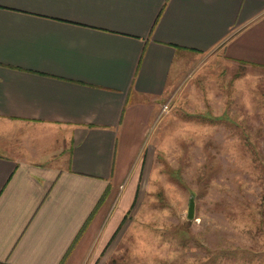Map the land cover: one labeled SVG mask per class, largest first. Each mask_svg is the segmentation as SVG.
<instances>
[{"label": "crops", "instance_id": "crops-1", "mask_svg": "<svg viewBox=\"0 0 264 264\" xmlns=\"http://www.w3.org/2000/svg\"><path fill=\"white\" fill-rule=\"evenodd\" d=\"M216 50L264 69V0H0V121L69 147L59 168L0 140V264H100L136 188L123 122L157 113L178 56Z\"/></svg>", "mask_w": 264, "mask_h": 264}, {"label": "rangeland", "instance_id": "rangeland-1", "mask_svg": "<svg viewBox=\"0 0 264 264\" xmlns=\"http://www.w3.org/2000/svg\"><path fill=\"white\" fill-rule=\"evenodd\" d=\"M174 68L166 112L123 122L117 160L136 188L100 264H230L233 252L264 251V69L221 50ZM15 137L29 161L65 166L64 136L0 121L1 142Z\"/></svg>", "mask_w": 264, "mask_h": 264}, {"label": "water", "instance_id": "water-1", "mask_svg": "<svg viewBox=\"0 0 264 264\" xmlns=\"http://www.w3.org/2000/svg\"><path fill=\"white\" fill-rule=\"evenodd\" d=\"M193 208H194L193 200H190L188 211H187V218L188 219H192L193 218Z\"/></svg>", "mask_w": 264, "mask_h": 264}, {"label": "built area", "instance_id": "built-area-1", "mask_svg": "<svg viewBox=\"0 0 264 264\" xmlns=\"http://www.w3.org/2000/svg\"><path fill=\"white\" fill-rule=\"evenodd\" d=\"M167 109H168V104H165L162 106L161 112L164 113V112H166Z\"/></svg>", "mask_w": 264, "mask_h": 264}, {"label": "trees", "instance_id": "trees-1", "mask_svg": "<svg viewBox=\"0 0 264 264\" xmlns=\"http://www.w3.org/2000/svg\"><path fill=\"white\" fill-rule=\"evenodd\" d=\"M263 200H264V192H263ZM122 225V224H121Z\"/></svg>", "mask_w": 264, "mask_h": 264}]
</instances>
